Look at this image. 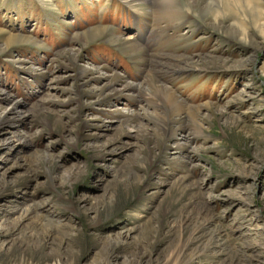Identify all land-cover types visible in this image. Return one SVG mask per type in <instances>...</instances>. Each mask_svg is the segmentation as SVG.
<instances>
[{
	"label": "rangeland",
	"instance_id": "obj_1",
	"mask_svg": "<svg viewBox=\"0 0 264 264\" xmlns=\"http://www.w3.org/2000/svg\"><path fill=\"white\" fill-rule=\"evenodd\" d=\"M0 264H264V0H0Z\"/></svg>",
	"mask_w": 264,
	"mask_h": 264
},
{
	"label": "bare ground",
	"instance_id": "obj_2",
	"mask_svg": "<svg viewBox=\"0 0 264 264\" xmlns=\"http://www.w3.org/2000/svg\"><path fill=\"white\" fill-rule=\"evenodd\" d=\"M13 39V38H12ZM157 65L156 66H162V65H164V63H162V62H157L156 63ZM186 247V246H185ZM205 247V246H204ZM207 249V248H206Z\"/></svg>",
	"mask_w": 264,
	"mask_h": 264
}]
</instances>
